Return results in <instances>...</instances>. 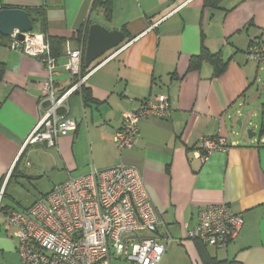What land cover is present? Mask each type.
Masks as SVG:
<instances>
[{"label": "crops", "instance_id": "obj_1", "mask_svg": "<svg viewBox=\"0 0 264 264\" xmlns=\"http://www.w3.org/2000/svg\"><path fill=\"white\" fill-rule=\"evenodd\" d=\"M94 1L0 0V11L22 9L32 19L40 11L51 40H66L56 58L59 94L80 80L65 67L68 43L77 48L93 24L126 34L120 54L99 68L92 65L68 97L66 116L78 127L53 148L27 144L40 120L45 64L12 50L10 38L0 34V264H21L14 229L6 226L8 210L30 207L70 177L122 165L139 171L162 218L156 235L166 246L161 264H204L187 231L197 225L201 209L223 204L242 214L244 226L227 249L203 243L209 255L216 261L264 264V94H253L264 62L246 58L252 40L264 42V0H224L214 11L204 8V0H113L110 20L93 9ZM34 26L38 32L40 19ZM203 47L221 53L227 63L221 75L206 59L190 69ZM82 85L91 91L87 105ZM152 95H166L171 114L142 122L134 149L120 151L114 136L124 113ZM249 132L256 135L250 138ZM217 136L229 149L198 159L201 140ZM57 171L64 180L34 202L22 204L24 197L10 187L16 177L32 182ZM7 196L19 208L5 205Z\"/></svg>", "mask_w": 264, "mask_h": 264}, {"label": "built area", "instance_id": "obj_2", "mask_svg": "<svg viewBox=\"0 0 264 264\" xmlns=\"http://www.w3.org/2000/svg\"><path fill=\"white\" fill-rule=\"evenodd\" d=\"M20 34L16 31L10 37V48L40 58L48 73L39 99L40 120L27 144L45 143L53 148L60 137L78 127L77 120L66 116L67 99L84 81L81 71L86 46L80 42L72 49L67 44L66 70L80 80L74 88L59 94L55 87L57 59L51 54L50 41L39 31L23 34L24 40L18 39ZM122 50L119 47L110 51L98 68ZM246 58L264 62L263 40L251 41ZM171 112L166 95L150 96L137 110L124 113L114 136L116 147L120 151L133 150L141 123L167 117ZM228 149L225 138H203L196 157L205 161L213 152ZM161 224L162 218L147 194L142 176L126 165L70 177L30 207L8 210L6 220L8 229H14L12 236L18 242L21 264H111L113 259L131 264H161L166 253V246L156 237ZM243 226L242 214L234 213L228 205L208 206L200 210L197 225L187 231V237L215 249H227ZM144 233L150 236L143 237ZM171 242L169 237L167 244Z\"/></svg>", "mask_w": 264, "mask_h": 264}, {"label": "water", "instance_id": "obj_3", "mask_svg": "<svg viewBox=\"0 0 264 264\" xmlns=\"http://www.w3.org/2000/svg\"><path fill=\"white\" fill-rule=\"evenodd\" d=\"M35 22L31 13L22 9H3L0 11V34L10 38L16 31L21 34L18 39L24 40L23 34L35 30ZM126 39L120 30H108L100 24H93L88 30L84 65L90 68L98 59L118 48ZM256 134L249 132L250 138Z\"/></svg>", "mask_w": 264, "mask_h": 264}, {"label": "trees", "instance_id": "obj_4", "mask_svg": "<svg viewBox=\"0 0 264 264\" xmlns=\"http://www.w3.org/2000/svg\"><path fill=\"white\" fill-rule=\"evenodd\" d=\"M223 1L224 0H204V8L208 10H213V11L220 10L221 4ZM112 2L113 0H95L93 9L96 11L97 10L102 11L105 18L110 20L111 15H112ZM40 14H41L40 11L36 12L34 14L35 18H33V20L35 22H39V19H40L39 32L44 33L46 35V37L48 38L51 44V54L52 56L57 58L59 54V50L65 44L66 40L59 39V38H54L51 40L50 36L47 33V27L45 26V23H44L45 20L41 22V18H39ZM37 17L39 19H37ZM79 39L81 40L82 38L79 37ZM204 59L208 60L213 65L216 76L221 75L227 67V63L223 60L221 53L212 54L209 52L207 48L203 47L201 53L198 56H194L191 58L190 69L197 68L200 62H202V60ZM88 70L89 68H86L83 63L82 71H81L82 72L81 78H83L87 74ZM80 89H81L80 92H81L84 104L87 105L88 101L91 98V91L90 89L86 88V86L84 85H82ZM197 244H198L199 254L204 264H241L240 262H237V261H216V259L212 258L209 255L207 247L202 242H199L197 240Z\"/></svg>", "mask_w": 264, "mask_h": 264}, {"label": "rangeland", "instance_id": "obj_5", "mask_svg": "<svg viewBox=\"0 0 264 264\" xmlns=\"http://www.w3.org/2000/svg\"><path fill=\"white\" fill-rule=\"evenodd\" d=\"M111 52H108L105 56L102 58L98 59L94 64L92 65H98L100 62H102L107 56H109ZM85 56V54H84ZM83 63H84V57H83ZM92 67V66H91ZM90 67V68H91ZM263 69L260 70L258 74V79L260 80L259 85L254 89V92H260L264 94V64L262 65ZM89 68V69H90ZM82 73V72H81ZM264 96V95H263ZM264 100V99H263ZM23 167V166H22ZM31 169H28V171ZM26 170V172H28ZM62 172H55L54 174H51V172H48L47 174H43L41 177H34L31 181L29 182L28 180H23L22 178H14L13 182L11 184V188L14 187V191L21 194V197L23 196L24 199H22V204H28L31 202H34L36 199L42 198L47 192H49L54 184H58V182H61L64 180L61 176ZM9 189L8 193L11 194V196H14L12 189ZM16 197V201H19L20 198L18 196ZM14 197V198H15ZM5 205L9 206H14L19 208V206L16 204L14 199L8 198V196L4 200ZM212 251V249H210ZM111 264H131L130 262H126L124 260H116L113 259Z\"/></svg>", "mask_w": 264, "mask_h": 264}, {"label": "flooded vegetation", "instance_id": "obj_6", "mask_svg": "<svg viewBox=\"0 0 264 264\" xmlns=\"http://www.w3.org/2000/svg\"><path fill=\"white\" fill-rule=\"evenodd\" d=\"M81 42L83 43L84 46L87 45V40H86V38L81 39Z\"/></svg>", "mask_w": 264, "mask_h": 264}]
</instances>
